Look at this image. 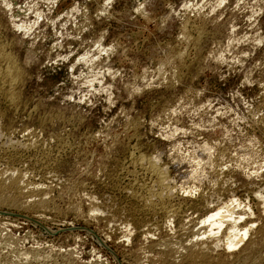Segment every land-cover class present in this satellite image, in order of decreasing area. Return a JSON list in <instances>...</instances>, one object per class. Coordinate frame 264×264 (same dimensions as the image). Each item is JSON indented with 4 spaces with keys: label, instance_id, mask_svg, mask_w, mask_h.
<instances>
[{
    "label": "rangeland",
    "instance_id": "1",
    "mask_svg": "<svg viewBox=\"0 0 264 264\" xmlns=\"http://www.w3.org/2000/svg\"><path fill=\"white\" fill-rule=\"evenodd\" d=\"M0 50V174L28 187L0 202V264H190L178 245L232 200L264 228V0H0ZM140 156L175 219L133 198ZM220 245L196 264H242Z\"/></svg>",
    "mask_w": 264,
    "mask_h": 264
},
{
    "label": "bare ground",
    "instance_id": "2",
    "mask_svg": "<svg viewBox=\"0 0 264 264\" xmlns=\"http://www.w3.org/2000/svg\"><path fill=\"white\" fill-rule=\"evenodd\" d=\"M18 79L19 73L15 64L0 50V95L10 102L14 101L16 96L14 89L17 85ZM156 162L157 161L151 158H146L143 156L134 157L131 159L130 164H132V167L136 170H139L148 179L145 183L138 186L140 188L139 190H141V193H136L135 191L132 196L141 204V208L143 207L144 210L151 212L152 214L162 213L166 222H168L169 220L178 217L179 208L176 204H174L175 195L173 192V186L170 184V181L164 170L159 167ZM7 174L5 177L3 176L5 175L4 173L3 175L0 174V202H2V204L3 202H8L11 205H16V203L20 202L19 200V202L17 201L18 196L20 197L22 192L25 191H23V189L28 187L23 183V179L20 174ZM22 195H24V193ZM256 198L260 206V214L264 215V192L258 193ZM39 203H37L38 206ZM238 203L239 202H237V200H232L229 205L224 204V206H221L220 208L215 207L216 209L210 210L203 218L204 220L200 223L203 228L202 230L205 229L206 231L202 234L194 233L191 236L192 238H189L186 241L183 240L184 242L182 243L179 242L181 244L178 245L180 246V249L178 248V250L184 252L185 259L190 262V264L205 262L210 257L213 259L212 255L215 251H217L216 249L220 248L221 242L223 243V250L227 253V257H231V253H233L235 250H238V255L240 256L238 260L242 264H259L257 260L260 259V256L259 258L256 255L255 256L257 258L253 256L256 254L255 252L259 249V247L262 246V242H264V228L260 227L261 229L253 230L254 223H247L246 221L242 223L243 217L248 215V213L245 208H240V204ZM91 212L93 213L92 215L94 218L95 216L97 217V210L95 208L92 209ZM224 226L225 231L224 234H221L223 235L221 239L219 234L221 233V230ZM184 229L186 230V228ZM199 237H201V239H199ZM174 246L175 245L173 244L172 248ZM178 250L176 249L175 252H178ZM169 252L171 254L172 250L170 249ZM239 261H237V263ZM18 264H25V262H18Z\"/></svg>",
    "mask_w": 264,
    "mask_h": 264
}]
</instances>
